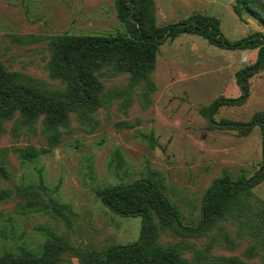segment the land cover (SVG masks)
<instances>
[{
  "label": "rangeland",
  "instance_id": "rangeland-1",
  "mask_svg": "<svg viewBox=\"0 0 264 264\" xmlns=\"http://www.w3.org/2000/svg\"><path fill=\"white\" fill-rule=\"evenodd\" d=\"M234 0H155L158 24L184 20L195 13L216 16L222 33L231 41L264 24L241 18L233 9ZM116 0H0V60L8 68L33 75L55 85L49 75V36L55 34H117L126 32ZM33 34L40 39L25 43L17 36ZM257 48H222L205 37L182 33L166 39L159 47L153 79L157 88L152 103L144 108L139 98L127 110L119 102L101 107L99 124L84 127L72 114V130L60 142L31 160H24L15 146L32 144L47 147L40 134L14 136L0 133V191H12L0 198V254L18 252L20 247L41 252L50 232L63 235L78 246L104 249L127 244L140 237L142 216H125L111 210L102 200L106 187L150 177L163 187L181 213L186 225L197 226L204 195L214 179L223 175L236 178L252 175L264 160L262 129L256 125L245 135L238 129L211 127L202 108L220 96L238 97V70L256 61ZM128 73L104 79L107 88L124 86ZM250 96L242 104L221 105L216 120L230 118L249 121L264 110V68L249 79ZM10 148L6 154L3 148ZM34 186L28 198L17 189ZM264 199V180L254 187ZM237 221L221 222L208 234L189 236L165 231L164 244H190L185 256L193 259L197 248L212 243L211 252L238 255L255 264L259 255L248 258L245 251L252 241L248 229ZM228 232L232 241H225ZM238 232L241 233L238 234ZM264 252L263 247H259ZM74 264H79L73 257Z\"/></svg>",
  "mask_w": 264,
  "mask_h": 264
},
{
  "label": "trees",
  "instance_id": "trees-1",
  "mask_svg": "<svg viewBox=\"0 0 264 264\" xmlns=\"http://www.w3.org/2000/svg\"><path fill=\"white\" fill-rule=\"evenodd\" d=\"M120 18L127 26L126 32L117 34H55L49 36L51 57L47 63L49 75L58 79L52 85L46 80L12 70L0 60V133L7 130L12 121L11 133L42 134L47 147L37 148L29 144L15 146L24 160H31L57 145L63 133L72 130V114L86 127L94 129L99 124L97 113L101 107L119 102L125 110L139 98L142 106L152 103V93L157 85L153 79L157 53L166 39H175L182 33H194L205 37L211 44L222 48H257L256 61L240 69L236 80L241 89L238 97L220 96L202 108L211 127L238 129L249 134L259 125L262 129L264 154V110L257 111L249 121L214 117L223 104L244 103L250 96V77L264 68V32L256 30L239 40H229L221 31L220 20L213 15L195 13L176 23L160 25L156 19L155 0H116ZM234 11L244 18L253 16L264 24V0H234ZM25 43L40 39L28 34L17 36ZM128 73L124 86L107 88L104 79ZM10 148L1 149L6 154ZM0 174L7 175L0 165ZM264 180V160L252 175L241 173L236 178L223 175L213 180L205 192L201 218L197 226L184 224L179 208L171 202L159 182L143 177L134 181L106 187L101 191L105 205L125 216H142L140 237L131 243L113 244L104 249L78 246L63 235L50 232L41 252L20 247L18 252L0 254V264H255L238 255H219L211 252L212 243L197 248L193 259L185 256L190 244L178 241L164 244L160 236L165 231L200 236L208 234L221 222L233 220L239 229H248L252 241L245 256L261 257L264 264V199L254 187ZM19 195L34 201L29 195L36 193L34 186L17 189ZM12 191H0V198ZM238 234L241 235L240 232ZM225 241H234L228 232Z\"/></svg>",
  "mask_w": 264,
  "mask_h": 264
},
{
  "label": "water",
  "instance_id": "water-1",
  "mask_svg": "<svg viewBox=\"0 0 264 264\" xmlns=\"http://www.w3.org/2000/svg\"><path fill=\"white\" fill-rule=\"evenodd\" d=\"M244 18H247L248 20L254 22V20H253L252 18H249V17L247 16V14H244ZM254 24L257 25V26H259V24L256 23V22H254Z\"/></svg>",
  "mask_w": 264,
  "mask_h": 264
}]
</instances>
